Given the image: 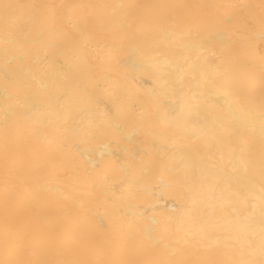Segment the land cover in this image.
I'll return each instance as SVG.
<instances>
[{
  "label": "bare ground",
  "instance_id": "bare-ground-1",
  "mask_svg": "<svg viewBox=\"0 0 264 264\" xmlns=\"http://www.w3.org/2000/svg\"><path fill=\"white\" fill-rule=\"evenodd\" d=\"M0 264H264V0H0Z\"/></svg>",
  "mask_w": 264,
  "mask_h": 264
}]
</instances>
